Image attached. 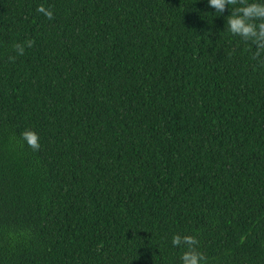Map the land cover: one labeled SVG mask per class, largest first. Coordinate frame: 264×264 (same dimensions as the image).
<instances>
[{
	"label": "trees",
	"instance_id": "trees-1",
	"mask_svg": "<svg viewBox=\"0 0 264 264\" xmlns=\"http://www.w3.org/2000/svg\"><path fill=\"white\" fill-rule=\"evenodd\" d=\"M233 7L0 0V264H181L176 234L264 264V56Z\"/></svg>",
	"mask_w": 264,
	"mask_h": 264
},
{
	"label": "clouds",
	"instance_id": "clouds-1",
	"mask_svg": "<svg viewBox=\"0 0 264 264\" xmlns=\"http://www.w3.org/2000/svg\"><path fill=\"white\" fill-rule=\"evenodd\" d=\"M208 3L210 7L215 9V12L220 14L229 5L235 6L231 9L230 15L227 16L228 31L255 47V51L252 53L253 60H259L264 56V3L249 2V0H208ZM36 11L42 13L49 20L54 19L51 9L45 8L43 5L37 6ZM33 44V40H28L23 44H14V51L19 55H23L25 45L32 47ZM9 60L14 62L15 56H10ZM21 137L33 151H39L40 138L35 131L27 129L21 133ZM172 244L177 247L187 246V250L180 257L181 264H202V262H206L204 254L197 250L199 241L195 236L176 234L172 238Z\"/></svg>",
	"mask_w": 264,
	"mask_h": 264
}]
</instances>
